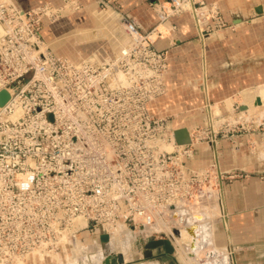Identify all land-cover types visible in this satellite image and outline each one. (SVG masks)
Here are the masks:
<instances>
[{
    "label": "built area",
    "instance_id": "built-area-1",
    "mask_svg": "<svg viewBox=\"0 0 264 264\" xmlns=\"http://www.w3.org/2000/svg\"><path fill=\"white\" fill-rule=\"evenodd\" d=\"M63 1L67 6H80L78 0ZM163 2L166 4L154 3L158 23L188 13L202 42L211 33L230 27L217 6L206 0ZM54 12L49 3L24 10L10 0H0V90L9 94L0 106V160L9 164L14 159L11 188L18 196L12 203L18 209L12 236L23 237L6 257L0 249V264H20L25 255L36 252L55 254L68 244L83 253L87 244L103 243L100 234L110 239L117 226L129 236L168 239L173 246L189 224L188 205L211 187L216 177H211L213 165L199 169L184 160L194 159L193 139L200 136L195 138L192 133L188 144L173 145L171 126L159 118L156 124L164 131L159 144L162 148L149 155V161H118L114 139L94 132L97 126L92 119L75 117L82 106V94L96 91L95 85L85 87L75 85V81L81 84L82 77H88L96 82L97 67L73 63L42 46L43 18ZM124 19L130 40L142 41L147 57L164 69L165 59L155 47L157 25L145 32ZM211 134L203 142L214 139L215 134ZM167 139H171L169 151L165 149ZM38 159L44 174L58 173L64 184L59 201L63 221L51 230L35 228Z\"/></svg>",
    "mask_w": 264,
    "mask_h": 264
},
{
    "label": "rangeland",
    "instance_id": "rangeland-1",
    "mask_svg": "<svg viewBox=\"0 0 264 264\" xmlns=\"http://www.w3.org/2000/svg\"><path fill=\"white\" fill-rule=\"evenodd\" d=\"M157 2L158 0H154L150 3L155 13L156 7L154 3ZM44 3H49L55 12L50 17L43 18L41 27L42 46L46 47L54 55L68 59L71 62H85V64H93L97 67L98 76L96 82L92 83L88 77H82L81 84L79 80L75 81V85L85 87L95 85L96 87L94 89L96 91L93 94L87 92L82 94V99L80 100L82 106L75 117L92 119L97 126L94 132L102 136L110 135L114 139L112 144L118 161H149V155H153L154 151L162 148L159 144L164 131L159 130L156 120H159V118L164 119L168 124L172 123L175 118V115L171 112L166 115H159L156 113V108H152V104L167 92L166 76L168 74V64L165 50L157 48L156 39L155 47L165 59V66L162 69L147 57L145 44L142 41L130 40V35L124 34L123 23L125 22L124 18H127V16L116 7L114 9L109 7L108 5L111 4L108 0H78L79 8H74L71 5L67 6L63 0H60V2L46 0ZM91 4L95 7L87 15L86 6ZM127 19L132 21V19ZM158 24L157 21L151 27L143 29V31L149 32ZM228 24L230 23L228 22ZM160 34L161 30L158 29V37ZM251 86L229 96V102H223L227 106L231 102L230 107H222L218 103L220 109L215 107L211 110L213 115H215L213 130L206 120L208 114L205 113V108L202 105L201 107L199 105V109L178 113L183 118L192 117L196 111L201 114L199 120L197 119L190 129L195 138H197V135L200 136L192 146L194 150L199 152V143L206 140L207 135H212L211 133L215 134L214 139L217 143L225 140L226 147L229 149H233L235 145H241L245 150L251 151L253 156L256 151L263 148L264 105L258 107L259 105L256 103L262 100L258 96H254L259 88L263 86L264 89V83ZM73 101L80 103L78 99H73ZM84 106L85 108L83 109ZM170 130H173L172 126ZM170 143L171 139H167L165 149L171 150L172 146H170ZM184 160L190 161L188 158ZM40 162V159L36 161V165L40 169H38V174H36L35 194L33 197L35 203V228L37 230H51L63 221L62 206H59V201H61L64 184L62 179H60V174L53 172L50 175L44 174L42 169L44 165H39ZM12 163H14V159H10L9 164L0 160V202L2 203L0 205V249L5 257L11 247L17 246L19 241L23 240V237L16 239L12 236L16 228L13 217L18 209L12 203L18 196L13 194L11 188L14 182ZM191 165L199 169L208 166L200 165L197 157H194ZM212 170L211 177H215L216 170ZM234 172L238 173L237 171ZM225 175L227 176L224 178L225 180L221 176L222 185L224 181H228L227 179L231 178L230 175L232 173ZM216 179V177L212 179L211 187L203 190H214L215 192L218 185ZM24 197L32 198L28 195ZM201 198L202 194L194 197L188 205V211L191 213L197 212L205 217L204 220L199 222L200 225L213 222V232H218L220 229L225 230L219 219L215 198L211 197V204L212 206L213 204L215 205L216 211H212L211 207V211H207L202 205L203 199ZM188 215H190L189 212ZM187 219H189L188 216ZM117 229H119V226L113 230L111 235L112 249L105 252L100 258L97 257V254L103 249L102 245L87 244L85 252L79 253L75 251L73 246L68 244L65 245L64 250L57 251L55 254H41L40 252L27 254L20 259V264H105L107 255L109 253H118L120 248H123L124 256L122 254L121 256L124 262H140L156 258V256L145 257L143 255L140 249L142 239L138 238L135 240L128 234L121 238L114 232ZM80 237H83L81 238L83 240L85 239L84 236ZM203 241L202 243H197L199 241L190 237L189 233L183 232L182 237L177 238L174 242L171 254L179 264H188V258L194 264H218L217 252H215L216 254L213 257L212 249L209 250L208 247L202 248L208 245L209 241L206 237L203 238ZM81 242L83 241L81 240ZM211 247L213 246L211 245ZM134 250L140 252L134 254ZM213 250L217 251L214 247ZM210 258L212 259L209 260ZM143 263H146V261Z\"/></svg>",
    "mask_w": 264,
    "mask_h": 264
},
{
    "label": "crops",
    "instance_id": "crops-1",
    "mask_svg": "<svg viewBox=\"0 0 264 264\" xmlns=\"http://www.w3.org/2000/svg\"><path fill=\"white\" fill-rule=\"evenodd\" d=\"M10 1L28 10L46 0ZM108 1L111 4L109 7H116L142 29L157 22L156 13L150 6L154 0ZM158 1L165 3L163 0ZM206 1L214 3L232 26L211 33L203 42L198 38L192 17L188 13L172 16L157 26L161 34L157 38L156 46L165 50L168 64L167 92L152 104V108H156L159 115L173 113L175 118L169 123L173 129L186 127L191 132V125L199 120L201 114L196 111L192 117L183 118L178 113L196 110L202 105L208 114L207 104L212 116V126H215V115L211 110L215 107L220 109L218 103L226 107L223 102H229V96L251 85L264 83V0ZM94 7L93 4L86 6L87 15ZM123 32L128 36L125 29ZM225 97L227 98L224 99ZM206 120L208 122V118ZM171 134L173 135V131ZM215 142L222 179L227 177L225 174L232 173L231 178L222 185L227 224L224 225L221 220L217 185L215 192L207 191L210 192V197L215 198L219 219L225 230L213 232L214 225L211 222L209 244L202 248L212 249L213 257L215 252L217 255L229 257L230 241L235 264H264V146L253 156L251 151L245 150L241 145L229 149L225 140ZM199 146V152L195 150L194 156L199 164L209 165L213 162L216 165L211 145L199 143ZM192 161H189L190 165ZM215 170L217 175L216 167ZM215 205L213 204L212 211H216ZM193 221L192 218L189 219V224H193ZM132 237L135 240L142 239V252L148 238L140 235ZM137 252L140 251H133L134 254ZM149 253L156 258L140 262L125 261L123 264H179L172 254L164 253L161 246L150 248Z\"/></svg>",
    "mask_w": 264,
    "mask_h": 264
},
{
    "label": "bare ground",
    "instance_id": "bare-ground-1",
    "mask_svg": "<svg viewBox=\"0 0 264 264\" xmlns=\"http://www.w3.org/2000/svg\"><path fill=\"white\" fill-rule=\"evenodd\" d=\"M164 4H166V3H164ZM126 28H128V22L127 21L124 22V29H126ZM155 34H156L155 31H153L152 36L153 35L155 36ZM257 96L260 98V100H262V101H258V103H256V104L259 105L258 107H260V106L264 105V89H263V86L258 89L257 94L254 97H257ZM207 111H208V123H209V125L211 126V128L213 130V126H212L213 123H211L212 122V116H211V113L209 111L208 104H207ZM191 134H192V131L189 132V136ZM171 136H172V144L173 145L174 144L176 146H182V145H184V144H177L175 142L172 134H171ZM194 142H195V140L193 139V143ZM204 143H206V142H204ZM206 144L211 145L212 150L214 152V161H215V164L216 165H214L213 163H211V165H213V169L214 170H215V167L217 168V175H216V178L217 179H216V181H218V172H221V170L219 168V162H218V157H217V150H216V142H215V139H211L210 142H207ZM170 146H171V144H170ZM221 174H222V172H221ZM217 183H218V189H217L218 196L217 197H218V205H219V210H220V216H221V220L223 221L224 225H226L227 224V220H226V213H224L225 203H224V195H223V186H222V193H221L220 186H219V182H217ZM201 194H202V198L201 199H203L202 205L205 207V209H207V211H211L212 204H211L210 192H208L207 190H202V193ZM186 210H187L186 211L187 214H188V212L190 213V215H188V217H189V219L191 217L194 220L193 221L194 224H188L187 227H186V229H182L180 231V234L176 237V239L182 237L183 232H186V233H189L190 234V237L195 238L196 241H199L197 243H200V242L202 243L204 237H206L207 240L210 241L211 230H212L211 227H210L211 222H209L207 224L203 223V224L200 225L199 222L201 220H204L205 217L199 215L197 212L191 213L190 211H188L189 210L188 207H187ZM189 219H188V223H189ZM121 228L122 227L119 226V229L115 230L114 232L117 235L121 236V238H124L127 235V232L123 228L122 229ZM112 234H113V232H112ZM111 241H112V236L110 237V239H108V241L101 243L103 249H101V252H98V254H97V257L98 258H100V256H102L105 252H107V251H109V250L112 249L111 248V246H112ZM203 242H205V241H203ZM120 245H121V243H120ZM122 250H123V248H120V250L118 251V253H120V254H122L124 256V254H123L124 252ZM231 252H232L231 250L228 252V253H230L229 257L223 256L221 254H218V257H217L218 264H235V258H234L233 253H231ZM187 261L189 262L188 264H190V263L191 264H194L191 261L190 258H188Z\"/></svg>",
    "mask_w": 264,
    "mask_h": 264
},
{
    "label": "water",
    "instance_id": "water-1",
    "mask_svg": "<svg viewBox=\"0 0 264 264\" xmlns=\"http://www.w3.org/2000/svg\"><path fill=\"white\" fill-rule=\"evenodd\" d=\"M9 98V94L5 89L0 90V106H2L5 102H7ZM173 136L175 142L177 144H188L190 142L189 131L186 127H178L173 129ZM221 172H218V182L220 186V191L222 193V181H221ZM223 196V195H222ZM224 213H226L224 206ZM227 215V214H226ZM227 220V217H226ZM226 230L228 231V226H226ZM99 239L101 242H106L108 240V236L106 234H100ZM161 246L162 250L166 254H171L173 251V246L169 242L168 239H150L145 242L143 245L142 253L145 257L149 256V249L152 247ZM228 248L232 251V244L229 241ZM124 260L119 253H111L106 259L105 264H123Z\"/></svg>",
    "mask_w": 264,
    "mask_h": 264
}]
</instances>
